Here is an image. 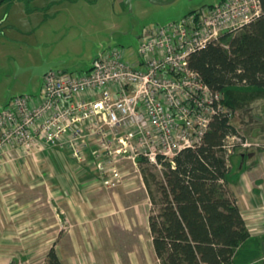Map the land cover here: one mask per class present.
Here are the masks:
<instances>
[{"label": "built area", "instance_id": "built-area-1", "mask_svg": "<svg viewBox=\"0 0 264 264\" xmlns=\"http://www.w3.org/2000/svg\"><path fill=\"white\" fill-rule=\"evenodd\" d=\"M261 12V0H220L149 28L134 62L108 46L82 70H49L37 99L20 94L0 108V158L15 146L25 153L38 142L61 146L77 163L88 164L102 187L145 190L139 158L162 178L164 162L198 144L213 114L229 119L222 94L189 66L190 55ZM242 145L247 143L239 134L224 138L219 149L228 167Z\"/></svg>", "mask_w": 264, "mask_h": 264}, {"label": "crops", "instance_id": "crops-1", "mask_svg": "<svg viewBox=\"0 0 264 264\" xmlns=\"http://www.w3.org/2000/svg\"><path fill=\"white\" fill-rule=\"evenodd\" d=\"M50 62L59 63L55 69L67 70L57 60L16 69V76L28 71L41 77L34 99L43 76L33 68ZM244 140L247 145L237 146L242 152L234 157L241 169L228 188L250 235L260 241L262 256L264 146L254 154L248 149L259 145ZM84 163H77L65 147L40 142L30 153L16 146L2 153L0 264H49V253L57 264H160L148 227L150 199L136 198L143 195L140 187H102Z\"/></svg>", "mask_w": 264, "mask_h": 264}, {"label": "trees", "instance_id": "trees-1", "mask_svg": "<svg viewBox=\"0 0 264 264\" xmlns=\"http://www.w3.org/2000/svg\"><path fill=\"white\" fill-rule=\"evenodd\" d=\"M261 3L260 16L226 45L211 43L189 57V66L222 94L225 104L240 105L241 89L264 92V0ZM226 36L229 33L221 38ZM232 134L238 130L230 119L213 114L200 142L182 148L172 163L165 161L163 177L153 181L156 197L147 220L160 264H253L260 259V241L250 235L228 188L240 164L228 167L220 154L224 138ZM49 257V264H57L52 253Z\"/></svg>", "mask_w": 264, "mask_h": 264}, {"label": "rangeland", "instance_id": "rangeland-1", "mask_svg": "<svg viewBox=\"0 0 264 264\" xmlns=\"http://www.w3.org/2000/svg\"><path fill=\"white\" fill-rule=\"evenodd\" d=\"M219 1L173 0L162 5L147 0L129 4L120 0H4L0 3V105L16 95H37L41 77L28 71L16 76L18 67L57 60L67 70L79 71L103 49L99 45L108 41H113L108 48L118 49L126 61L134 62L139 38L149 28L178 21ZM241 32H231L219 43L226 45L231 36ZM239 94L242 102L238 106L225 104L223 97L220 102L229 109L230 122L240 137L259 145L248 149L256 154L264 146V92L241 89ZM241 150L235 148L231 163L237 161L234 157ZM137 163L145 190L141 188L143 195L136 198L148 197L152 207L156 197L153 181L160 180L161 174L142 158ZM126 167L130 168V163ZM253 264H261L260 259Z\"/></svg>", "mask_w": 264, "mask_h": 264}, {"label": "water", "instance_id": "water-1", "mask_svg": "<svg viewBox=\"0 0 264 264\" xmlns=\"http://www.w3.org/2000/svg\"><path fill=\"white\" fill-rule=\"evenodd\" d=\"M4 0H0V3L3 2ZM165 4V3H164ZM113 41H108L106 43H104L105 47L111 45ZM53 67H57L59 68V63L57 62H50V63H43V65L39 68H33V72H38L39 74H41L42 76H44L49 70L53 69Z\"/></svg>", "mask_w": 264, "mask_h": 264}, {"label": "flooded vegetation", "instance_id": "flooded-vegetation-1", "mask_svg": "<svg viewBox=\"0 0 264 264\" xmlns=\"http://www.w3.org/2000/svg\"><path fill=\"white\" fill-rule=\"evenodd\" d=\"M132 0H123V4H129ZM147 1H150L151 3H156V4H164L166 2L164 1H173V0H147ZM10 98V97H9ZM9 98H7L5 100V102L3 104L0 105V108L9 100Z\"/></svg>", "mask_w": 264, "mask_h": 264}]
</instances>
